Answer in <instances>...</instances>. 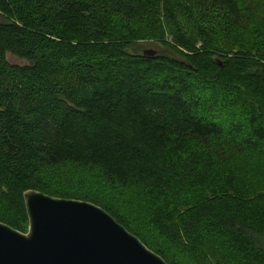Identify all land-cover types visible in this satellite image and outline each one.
I'll return each mask as SVG.
<instances>
[{"label": "trees", "instance_id": "16d2710c", "mask_svg": "<svg viewBox=\"0 0 264 264\" xmlns=\"http://www.w3.org/2000/svg\"><path fill=\"white\" fill-rule=\"evenodd\" d=\"M184 1L0 0L1 223L34 190L168 264H264V0Z\"/></svg>", "mask_w": 264, "mask_h": 264}, {"label": "water", "instance_id": "95a60500", "mask_svg": "<svg viewBox=\"0 0 264 264\" xmlns=\"http://www.w3.org/2000/svg\"><path fill=\"white\" fill-rule=\"evenodd\" d=\"M156 50H144L152 59ZM26 233L0 222V264H168L103 208L24 193Z\"/></svg>", "mask_w": 264, "mask_h": 264}, {"label": "rangeland", "instance_id": "374dc122", "mask_svg": "<svg viewBox=\"0 0 264 264\" xmlns=\"http://www.w3.org/2000/svg\"><path fill=\"white\" fill-rule=\"evenodd\" d=\"M169 3L173 4V7H174V10L177 11L178 10V6H182L183 3L185 2L184 0H168ZM263 9H261L260 11H262ZM262 16H264V13L262 14ZM156 50V51H163V47L160 43L158 42H154V41H143V42H140L138 44H136V47H135V50H137L138 52H143L144 50ZM9 60L12 62V63H18V60L14 57H9ZM70 178L69 179H65L63 176H61L60 178H58L60 181H62L64 184H74V181H73V178L71 176H69ZM67 187H69L68 185H66ZM123 197H127V195H123L122 197H120L119 199H123ZM127 211V210H126ZM129 212L132 216L133 219L137 220L138 218V209H129ZM145 234H150L151 233L149 232L148 229H145ZM152 238V237H150ZM216 247V246H214ZM210 264H231L228 259L224 256V257H221L219 255V253L216 255H212V259H211V262Z\"/></svg>", "mask_w": 264, "mask_h": 264}]
</instances>
